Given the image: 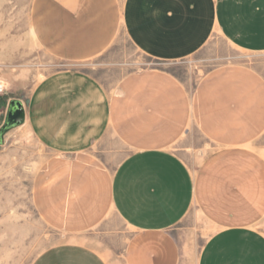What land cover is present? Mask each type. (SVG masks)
<instances>
[{"label": "crops", "instance_id": "1", "mask_svg": "<svg viewBox=\"0 0 264 264\" xmlns=\"http://www.w3.org/2000/svg\"><path fill=\"white\" fill-rule=\"evenodd\" d=\"M33 1L34 42L68 64L123 36L170 63L214 33L264 53V0ZM29 97L25 123L49 156L35 216L0 217V264H188L177 226L193 210L212 230L197 264H264V67L217 66L193 89L166 69L106 85L69 68Z\"/></svg>", "mask_w": 264, "mask_h": 264}, {"label": "rangeland", "instance_id": "2", "mask_svg": "<svg viewBox=\"0 0 264 264\" xmlns=\"http://www.w3.org/2000/svg\"><path fill=\"white\" fill-rule=\"evenodd\" d=\"M33 2L0 0V85L3 86L0 92V128L12 100L26 104L39 82L60 70L79 68L104 84L113 85L133 71L153 67L168 70L193 89L204 74L217 66L239 63L260 69L264 67V53L238 50L227 43L220 33L213 34L204 50L181 63L148 57L123 36L116 47L101 58L78 65L68 64L52 57L34 42L30 33ZM189 151L184 149L182 153ZM48 156V150L32 137L25 122L7 132L0 145V217L35 216L30 187L34 174ZM118 228L126 230L120 222ZM177 228L185 234L188 242L185 247L189 253L188 264H197L203 244L212 230L195 210Z\"/></svg>", "mask_w": 264, "mask_h": 264}, {"label": "water", "instance_id": "3", "mask_svg": "<svg viewBox=\"0 0 264 264\" xmlns=\"http://www.w3.org/2000/svg\"><path fill=\"white\" fill-rule=\"evenodd\" d=\"M26 113L23 102L20 100H12L9 103L7 109V117L0 128V145L3 144L4 136L10 131L12 128L18 127L25 122Z\"/></svg>", "mask_w": 264, "mask_h": 264}, {"label": "built area", "instance_id": "4", "mask_svg": "<svg viewBox=\"0 0 264 264\" xmlns=\"http://www.w3.org/2000/svg\"><path fill=\"white\" fill-rule=\"evenodd\" d=\"M3 91V87H2V85H0V92H2Z\"/></svg>", "mask_w": 264, "mask_h": 264}, {"label": "bare ground", "instance_id": "5", "mask_svg": "<svg viewBox=\"0 0 264 264\" xmlns=\"http://www.w3.org/2000/svg\"><path fill=\"white\" fill-rule=\"evenodd\" d=\"M3 87V86H2Z\"/></svg>", "mask_w": 264, "mask_h": 264}]
</instances>
